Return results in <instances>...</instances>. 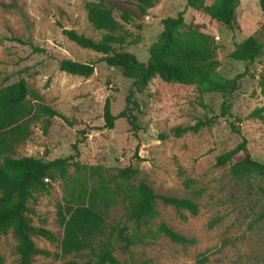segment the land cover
Returning a JSON list of instances; mask_svg holds the SVG:
<instances>
[{"label": "rangeland", "instance_id": "obj_1", "mask_svg": "<svg viewBox=\"0 0 264 264\" xmlns=\"http://www.w3.org/2000/svg\"><path fill=\"white\" fill-rule=\"evenodd\" d=\"M87 1L113 10L122 25L117 34L123 42L114 45L116 51L130 52L141 62L148 60L151 46L163 32L161 21L184 11L188 25L215 39L220 79L243 75L237 90L227 96L230 115L219 116L226 99L222 93H201L196 86L170 84L156 77L143 94L136 95L139 106L133 114L138 132L123 118L115 122L113 130L105 129L106 100L111 102L112 113L119 115L126 108L134 81L125 78L122 69L109 66L105 55L81 48L63 34V29H74L94 40L103 38L106 32L95 30L88 22ZM126 11L129 22L123 20ZM263 26L264 12L258 0H241L232 27L202 10L187 8L186 0H157L145 15L137 0H0V88L24 79L31 91L71 123L56 117L45 130L46 119L36 122L33 135L18 147L15 157L67 158L74 154L73 145L81 141L78 160L82 168L71 166L64 178L53 182L49 193L36 194L30 201L28 217L33 226L48 229L61 240L59 206L67 201L89 203L94 198L109 226L132 227L126 218L129 203L125 195L132 185L145 181L159 195L189 197L198 203L199 213L193 215L159 200L152 226L156 231L166 223L195 238L196 244L183 246L159 236L128 254L116 248L114 255L122 263L133 258L150 264H264V177L238 179L230 164L217 165L218 157L243 139L248 141L252 158L264 164V121L250 116L264 108L260 84L264 76ZM249 37L263 44L262 56L253 65L231 56L236 44ZM66 59L96 63L95 74L82 78L62 72L60 62ZM208 118L216 119L199 133L172 134L176 127ZM83 129L88 131L86 137L80 134ZM128 167L137 171L136 176L127 181L118 178L120 169ZM33 240L38 248L51 253L35 257L36 264L93 259L90 251L56 258L58 242L40 236ZM17 246L12 231L0 235V264H19ZM204 257L207 260L200 262Z\"/></svg>", "mask_w": 264, "mask_h": 264}, {"label": "trees", "instance_id": "obj_2", "mask_svg": "<svg viewBox=\"0 0 264 264\" xmlns=\"http://www.w3.org/2000/svg\"><path fill=\"white\" fill-rule=\"evenodd\" d=\"M156 1L137 0L140 12L147 14ZM258 2L264 12V0ZM240 3L241 0H213L212 4H208V0H186L187 8L202 10L211 19L228 27L233 26ZM85 9L91 26L95 30L106 32L103 38L94 40L74 29H63V34L81 48L105 55L104 60L109 66L122 69L124 77L134 81L126 98V108L119 115L112 113L111 102L106 100L103 114L105 129L113 130L115 122L123 118L132 125L135 133L138 132L136 117L133 114V110L139 106L136 95L143 94L156 77L170 84L196 86L201 93H222L226 99L219 116L230 115L227 96L237 90L238 79L243 75L230 80L220 79V61L217 59L218 45L215 39L197 26L188 25L184 11L161 21L163 32L151 46L148 60L141 62L130 52L116 51L114 45L123 42L117 34L122 25L115 18L111 8L103 3L87 1ZM123 20L130 21L127 11ZM262 33L264 35V26ZM17 41L23 42L20 39ZM262 53L263 44L256 37H249L236 44L231 56L236 61L253 65ZM60 70L73 76L90 78L95 74L96 63L66 59L60 62ZM260 84L264 96V76L261 77ZM263 112L264 108L257 109L250 116L264 121ZM56 117L70 123L63 114L46 104L39 93L31 91L24 79L0 88V235L10 231L14 233L18 240L19 264H36L35 257L51 256L49 251L37 247L34 236L58 242L60 252L55 254L56 258L85 251L93 254L91 260L70 261L67 264H150L149 261H136L133 258L122 263L114 255V251L117 248L122 254H128L132 248L148 244L159 236H165L183 246L196 244L195 238L175 231L166 223L162 222L156 231L152 230V226L158 217L159 200L166 206L186 210L193 215L199 213L198 203L189 197L159 195L145 181L132 185L125 195V200L129 203L126 218L132 227L109 226L94 198L89 203L75 204L67 201L59 206V223L63 228L61 240L50 230L33 226L28 214L31 212L29 203L35 195L49 193L53 182L64 178L71 166L82 168L78 160L81 141L73 145L74 154L67 158L46 161L35 157H15L18 147L33 135V124L46 119L47 130L51 120ZM215 119H201L191 126L176 127L172 134L181 137L187 133H199L202 129L210 127ZM233 129L236 130V127L233 126ZM80 134L86 137L88 131L83 129ZM165 138L163 135L162 139ZM228 164L231 165V173L235 178L264 177V164L252 158L246 139L233 150L218 157V166ZM136 174V170L128 167L120 169L117 177L127 181L133 179ZM102 238L106 239L99 243L98 240ZM114 243L118 246L115 247ZM206 260L204 257L200 262Z\"/></svg>", "mask_w": 264, "mask_h": 264}]
</instances>
